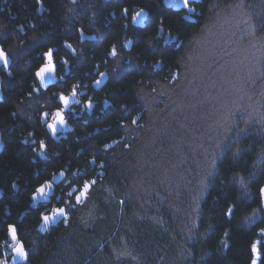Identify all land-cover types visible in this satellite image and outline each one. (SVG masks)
Instances as JSON below:
<instances>
[{"label":"flooded vegetation","instance_id":"flooded-vegetation-1","mask_svg":"<svg viewBox=\"0 0 264 264\" xmlns=\"http://www.w3.org/2000/svg\"><path fill=\"white\" fill-rule=\"evenodd\" d=\"M50 1L52 0H44L43 6L40 7L36 0H0L2 23L0 33L7 37L3 41V47L15 57L10 69L13 72L12 77L0 71V80L5 81L6 88L5 92L3 91L4 102H8V93L11 92L15 101L20 104L17 109L11 106L8 110L9 115L7 110L2 114L0 108V115L2 117L6 115L4 126L0 120L2 151L16 141L18 155L32 166L33 178L37 180L35 183L25 181V186L21 187L22 194L28 191L29 195L32 194L31 191L45 180L51 181L54 185L50 201L40 206L46 207L45 210L36 212V208L30 209L32 201L29 196L25 210L20 213L24 215L22 218L32 217L37 223H39L37 217L41 212L46 213L49 208L64 206L55 199V196H62L64 200H68L67 192L76 188L77 193L71 198L74 204L75 195L85 181L90 182L93 179L99 181L98 179H104L109 175L104 173L108 172L111 164L118 161L111 163L109 159V163H106L108 156L115 157V152L129 153L137 147V141L143 139L137 140L138 137L145 136L144 131L152 125L153 95L158 94L157 88L166 82L170 84L178 82L176 80L185 65L183 64L185 59L180 57L182 55L180 51L184 46H189L188 41L195 38L194 35H190L186 39L166 26L164 16L167 10L160 6L162 3L159 0L157 2L161 8L156 11H153L155 7L149 8L147 3L150 0H145L143 5L128 3L130 6L124 5L126 4L124 0H76V3H72V0H53L52 3L59 7L53 11L54 13L48 8ZM96 1L99 5L93 9H84V5L93 6ZM74 6L78 9H73ZM198 6L195 4L197 10ZM124 7L130 10L127 19L121 16ZM140 8L148 13L150 22L133 26L131 14H134L133 10ZM174 14L179 30L182 28L180 23L184 22L183 16L186 13ZM77 24H81V27H77ZM125 24L128 25L127 28ZM82 31L85 36L94 35L96 41L83 40L80 35ZM191 32L194 31H190L188 35ZM30 40L33 41L32 44ZM128 42L131 43L124 47ZM179 42L181 46L178 45ZM66 43L73 45L74 53L64 47ZM114 45L117 46L115 58L108 55ZM48 48L55 50L56 79L55 81L50 79L49 86L40 90L39 99L35 98L36 94L30 99V85L38 81L29 77H34L35 71L45 62L41 59V54ZM65 59L68 60L67 65L62 64ZM20 61L24 65L31 64L28 72L17 71ZM99 72L106 73L104 78L107 81H102L96 86L95 80L103 79L98 75ZM15 78L16 80H13ZM128 79V87L126 88V84L121 88L120 83ZM17 82L19 83L16 84ZM77 84L80 85L78 95L70 99V107L65 110L66 126L63 128L58 126L56 136L52 137L47 124L38 123L36 108L44 104L45 99L53 97L54 94L58 95L61 91L70 96L72 87ZM89 97L93 99L94 104L91 111L84 110V104ZM75 100H79L80 103L77 104ZM44 111L49 113L47 121L51 122V114L56 111V107L45 104ZM133 120L137 123L133 124ZM40 140H44L48 145L46 155H41L38 151ZM112 145L115 147L109 149ZM117 158L118 156L115 159ZM61 171L65 172L64 177L59 175ZM15 183L18 184V179ZM17 189L18 192H12L9 197L15 199V202L20 188ZM7 192L8 186L0 182V200ZM5 208L9 213V207ZM78 209L79 206L76 205L72 210L75 212L71 214L72 218H76ZM22 218L15 215L9 222L3 219L0 226L6 227L7 223L20 224L24 222ZM63 229H65L63 223L51 226L46 236L58 235ZM38 231L34 229L31 239L21 236L30 242L26 244L27 249L37 248L31 242L38 236ZM4 239L5 236L0 241Z\"/></svg>","mask_w":264,"mask_h":264},{"label":"trees","instance_id":"trees-1","mask_svg":"<svg viewBox=\"0 0 264 264\" xmlns=\"http://www.w3.org/2000/svg\"><path fill=\"white\" fill-rule=\"evenodd\" d=\"M237 1L202 0L199 9L207 17L215 10ZM242 1L246 7H252L260 0ZM52 2H48L51 12L59 9ZM124 2L127 6H130L128 3L143 5L145 0ZM147 4L149 8L155 7L153 11L161 8L156 7L157 0H150ZM175 16L170 11L166 12V26L183 37H190L188 33L196 26L185 24L178 30ZM127 81L129 79L120 83V87L124 88L127 84V88ZM0 108L3 114L6 110L8 112L11 105L4 102ZM262 109L260 117H264V105ZM252 117V120L248 118L244 124L232 128V134L241 130V126L251 133L259 132L261 120H257L256 115ZM156 121L158 124L154 123V128L160 127L154 130L157 134L155 141L147 143L143 150L141 146L135 158L121 161L123 164L119 165L116 162L114 172L106 176L103 187L92 192L87 207L95 211L89 214L85 208L84 215L88 212L90 217L87 224L83 226L80 219H77L75 226L60 232L58 240L50 244V247L41 246L40 253L31 257L30 264H108L113 260V246L123 248V244L132 248L135 255L134 260H126L127 264H251V244L261 225L246 227L242 220L258 204L253 203L248 207L249 201L244 197L230 220L226 212L230 205L236 203V198L242 195L238 187L230 182L232 176L238 174L247 177L253 171L256 158L264 150V135L253 134L234 144L223 163L218 164L220 174L214 182L209 181L208 187L201 194L200 183L191 178L205 177L201 176L203 167H208L204 154L212 159L217 149L213 148L212 132L207 134L201 126L194 128L197 120L192 117L185 120L187 122L184 124L180 119ZM196 138H201L202 143H194ZM192 143L198 145L188 152L186 147L190 148ZM159 144H167L169 149L165 155L155 157L148 149L157 148ZM249 145H253L252 150L241 156L233 166V153ZM31 167L27 160L18 155L15 142L2 152L0 182L8 186V192L0 200V225L3 219L9 222L25 210L29 191L22 194L21 187L25 186V181L35 183L37 180L33 178ZM263 178L264 175H261L249 185L253 195L264 185ZM16 179L20 190L15 202V199L9 197L12 194V182ZM6 206L9 207L8 215ZM83 209L79 212L82 213ZM4 228L0 226V231ZM225 232L229 235L225 236ZM2 237L4 235H0V240ZM222 241H226L228 247L225 248Z\"/></svg>","mask_w":264,"mask_h":264},{"label":"rangeland","instance_id":"rangeland-1","mask_svg":"<svg viewBox=\"0 0 264 264\" xmlns=\"http://www.w3.org/2000/svg\"><path fill=\"white\" fill-rule=\"evenodd\" d=\"M195 4L199 5V8L202 0L195 2ZM196 11L201 12L200 9H196ZM186 15L183 16V19ZM198 19L201 21L197 25V37L194 38L193 46L190 47L191 59L190 61H183L185 65L176 80L178 82L174 84L166 82L157 88L158 94L153 95V120L150 130L154 131V123L159 119H180L184 124L187 122L185 120L192 117L197 120V125L193 126L194 128L201 126L207 134L212 132L210 135L214 137L215 144L213 148H217L218 144L225 142L228 137L234 135L232 128L247 122L251 116L248 111H252V114L258 116L257 120H261L260 116L264 105V0L258 1L252 7H246L245 3L239 0L234 4L215 10L210 16L206 17L202 14ZM188 24L190 25V23ZM76 26L81 27V24ZM80 35L83 40H88V42H95L97 39L88 36L84 38L83 31L80 32ZM30 43L32 44L33 41L30 40ZM21 62L18 63L17 71L19 73L28 72L27 69L31 64L24 65ZM30 62L32 63V61ZM4 82V80L1 81L2 93L6 90ZM49 82L51 83L50 80ZM164 100H166L165 103ZM7 101L16 109L20 106L11 92L8 93ZM161 106L163 108L160 110ZM3 116L0 115V120L4 126L6 115ZM238 117L240 119L237 123ZM239 128L244 129L242 126ZM146 138L147 136L143 140ZM0 139L2 141L1 134ZM14 142L16 143V141ZM193 142L202 143V139L196 138ZM194 146L195 144L192 143V149ZM114 147L115 145H112L109 149ZM186 148L189 151V148ZM204 155L206 161L210 163L211 157L209 158L207 154ZM207 168L203 167L202 170L206 171ZM202 175L206 176V173H201ZM98 180V183L92 188H102L106 177ZM91 189L83 200V212L79 214L82 218L79 222L83 226L90 218L88 212L90 214L95 211V209L87 207L94 191ZM17 192L18 189L15 190V193ZM78 206L81 207V204ZM85 208L88 210L87 215H84ZM79 210L78 213H80ZM51 226L53 225L50 224L47 228L49 229ZM256 226L258 225L249 227ZM63 227H65V223H63ZM261 228H263L262 225L256 232L255 242L258 244L264 243V235L259 234ZM38 233V236L31 242L37 248L34 247V250L28 248L29 260L32 256H38L41 246L48 248L51 246L50 244L58 240V235L47 237V230L45 229L39 230ZM42 242L44 243L42 244ZM123 245V248L113 246L111 250L113 260L111 263L107 262L108 264H127V259L134 260L135 255L132 248L127 247L126 244Z\"/></svg>","mask_w":264,"mask_h":264},{"label":"snow or ice","instance_id":"snow-or-ice-1","mask_svg":"<svg viewBox=\"0 0 264 264\" xmlns=\"http://www.w3.org/2000/svg\"><path fill=\"white\" fill-rule=\"evenodd\" d=\"M44 0H36V3L43 6ZM72 3H76V0H72ZM183 6L187 9L188 12L195 13V0H183ZM39 10V8L37 9ZM134 14H131V24L133 26L138 24H144L146 22H150L148 20V13L145 12L143 8L138 10H133ZM130 15V10L127 7H124L121 10V16L124 19H127ZM163 23V22H161ZM128 25L125 24V28ZM22 28V26H21ZM163 29L161 28V31ZM7 39L3 33H0V71L7 74L8 77L13 76V72L10 70L13 66L15 61V57L12 53L6 50L3 47V41ZM95 39V38H93ZM128 43L124 44V47H128ZM66 49L71 50L72 53L75 52L72 44L66 43L64 45ZM54 49L48 48L47 51L41 54V59L45 62L35 71L34 77L30 76V79H34L38 81V83H33L30 85L31 91L29 92V98L32 99L34 94H36L35 98L39 99V93L42 88L47 87L49 80L55 81V72H56V65L54 64ZM109 56L115 58L117 56V46L114 45L112 47L111 52L108 54ZM63 65L68 64V60L62 61ZM99 67V66H98ZM98 75L101 78L106 76V73L99 72ZM63 79V77H61ZM82 83V82H81ZM102 83L101 79L95 80V85L99 86ZM80 85H74L72 87L70 96L65 95L63 91H61L58 95L54 94L53 97L45 99L44 104L38 105L36 108L37 112V121L40 124L46 123L47 129L50 130L51 136L55 137L57 134L58 126L63 128L66 126V113L65 110L69 109L70 107V99H74L78 95V89ZM77 104L80 103L79 100H75ZM107 104L108 102L105 101ZM51 105L56 107V111L52 113L51 122L47 121L49 113L44 111V105ZM94 108L93 99L87 98L86 103L84 104V110L91 111ZM15 115V113H13ZM239 117L237 118V123L239 122ZM254 122V121H253ZM133 124L137 123L136 120L132 121ZM257 135L261 136L264 135V117H261V125L260 131L257 133H251L247 129H241L236 132V134L228 137L225 142L218 144L217 149L213 154V158L209 163V166L206 170V177L201 182V194H203V190L208 187L209 181L214 182L215 178L220 174L218 169V164L223 163L224 159L227 157L229 151L232 150V146L241 142L242 140L248 139L250 135ZM31 136V133H29ZM36 143V142H34ZM253 145H249L244 148H238L232 156V164L235 166L236 162L243 156L246 152H250L252 150ZM35 151V149H33ZM38 151L41 155H46L48 152V145L45 143L44 140H40L38 142ZM95 161L93 160L92 163ZM264 165V150L261 151L260 155L256 158L254 163V169L251 173L248 174L247 177L243 175L234 174L231 179V183L238 187V190L242 194L236 198V203L230 205L227 208L226 215L229 220L235 215L237 211V205H239L244 197H247L249 203L248 207H251L253 203H257L258 207L252 209V213L249 216H246L242 221L243 224L246 225H255L258 222H264V186L259 187L258 193L253 195L249 191V185L254 183L258 180L259 176L264 175V168L261 166ZM103 166V165H102ZM247 167V165H245ZM259 169V171H257ZM61 177L65 176V172L61 171L59 173ZM75 175V174H73ZM98 181L96 179L89 181H85L78 191V194L75 195V203L72 202V197L74 193H77V189L73 188L71 191L67 192L68 200H64L62 196H55L56 200H59L60 203L64 206H57L51 209L50 214H45L43 212L40 213L39 220L42 221V227L47 228L50 224H55L57 221L60 223H66L68 221V217L70 214H74L72 210L75 208L76 205L82 203L84 198L89 194L90 189L96 184ZM12 189H17L19 186L17 183L13 182L11 185ZM54 185L51 181L45 180L43 183L40 184L39 187H36L34 192L31 195V201L35 202L38 199H48L49 193L53 190ZM54 194V193H53ZM198 199V198H197ZM199 202V199H198ZM123 203V201H121ZM20 225L15 223H7L6 227L3 231H0V235H4L5 239L0 241V264H27L29 259L30 253L25 246L24 240L20 235L19 232ZM195 234V233H194ZM260 235H264V228L260 229ZM229 233L225 232V236H228ZM191 239V237H189ZM223 246L226 248L228 247L226 241H222ZM251 253L253 258L251 259V264H258V260H260V252L258 250V246L254 243L251 246ZM202 264V262H201Z\"/></svg>","mask_w":264,"mask_h":264},{"label":"bare ground","instance_id":"bare-ground-1","mask_svg":"<svg viewBox=\"0 0 264 264\" xmlns=\"http://www.w3.org/2000/svg\"><path fill=\"white\" fill-rule=\"evenodd\" d=\"M162 4L164 3V1L165 0H159ZM96 5H99V2L98 1H96L95 3H94V5L93 6H87V5H84V9H86V8H90V9H93V7H95ZM157 5V4H156ZM163 6H164V4H163ZM92 7V8H91ZM157 8H160V6H156ZM81 8V7H80ZM175 8H176V5L175 6H170V7H167V6H164V9L165 10H167V11H172V12H174V13H178V12H185L186 14H187V9H185V8H183V9H181V11H176L175 10ZM223 8V7H222ZM73 9H78L77 8V6H74V8ZM156 10H159V9H156ZM200 21H201V19H198L197 21H196V23L194 24V25H192V24H190V25H192V26H196L197 27V25L200 23ZM203 21V20H202ZM185 22H186V24H188V22L187 21H184V22H181L180 23V25H185ZM177 23V22H176ZM178 24V23H177ZM189 25V24H188ZM196 30V31H195ZM171 31V30H170ZM190 31H194V32H191V34L190 35H194L195 37H197V35H196V33H197V28H195L194 30H190ZM177 34V33H176ZM86 36L84 35V38H85ZM93 37H94V35H93ZM189 37L187 36L186 37V39H188ZM172 42V40H170L169 41V43H171ZM189 46H187V47H185L184 46V49L182 48V50L180 51V54H182L180 57H182V58H184L185 60H187V61H190V59H191V57H189L190 56V54H191V46H193V41H188V43H187ZM178 45H180L181 46V42H179L178 43ZM102 81H104V82H106L107 81V79L106 78H103L102 79ZM49 86V85H48ZM47 86V87H48ZM47 87H45V88H47ZM16 94H17V92H16ZM157 100H159V97H157ZM166 102V100H164V103ZM4 103V94L3 93H1L0 94V105L1 104H3ZM163 107L161 106V108H160V110L162 109ZM249 113L248 114H251V116L250 117H252V115H254V113L252 114V111H248ZM159 113H161V112H159ZM153 118V117H152ZM252 118H256V117H252ZM252 118H250V120H252ZM153 120V119H152ZM157 123V121H155V124ZM180 123V122H179ZM158 124V123H157ZM157 126V125H156ZM181 126H182V124H181ZM180 126V127H181ZM151 127V126H150ZM150 127L146 130V131H144L145 133H146V135L145 136H147V138L145 139V140H143L144 139V137L145 136H143V137H138V139L137 140H140V139H142V140H140V141H137V143H136V145H137V147H134L129 153H124V152H121L120 154H119V152H115V157H107V161L108 162H106V163H109V159L111 160V163H113L115 160L116 161H118V164L117 165H119V164H123V162H121V161H124V160H127L128 158H132V157H136V155H137V153H138V151L141 149V146H142V150L145 148V146H146V144L147 143H153L155 140H154V138H155V136L157 135L156 134V131H152V130H150ZM158 127H160V126H157L155 129H153V130H156ZM150 136H151V138H150ZM150 138V139H149ZM2 142V141H1ZM198 144H200V143H198ZM198 144H195V146H197ZM141 145V146H140ZM183 145L184 146H186L187 144L186 143H183ZM140 146V148H138ZM3 148V147H2ZM191 148L192 147H190L189 148V151L191 150ZM169 148H168V146H167V144H159V146L157 147V148H152V147H149V151L151 152V154L153 153V154H155V157H156V155H158V156H163V155H165V153H166V151L168 150ZM199 149V148H198ZM188 151V152H189ZM199 151V150H198ZM119 154V155H118ZM202 155V154H201ZM118 156V158L117 159H115L116 157ZM34 158V157H33ZM30 160H31V158H29ZM192 161H194V160H192ZM116 163V162H115ZM114 163V164H115ZM209 163V161H206L205 160V164L207 165ZM114 164L112 165L111 164V167L108 169V172H106V173H104V175L105 174H112L113 172H114V168L113 167H115L114 166ZM116 165V166H117ZM134 166V165H133ZM105 169V168H104ZM202 173H206V171H204V170H202ZM206 177V176H205ZM205 177H200L199 179H196V178H194V177H192L191 179L192 180H196V182L197 183H201V180L203 179V178H205ZM54 180H56V179H54ZM104 181V180H103ZM263 183H264V178H263ZM13 183V182H12ZM209 185V184H208ZM264 186V185H263ZM96 188H92V190H95ZM15 190H17V189H12L11 188V191L12 192H14ZM34 190H35V188L33 189V191H31L32 193L34 192ZM30 193V192H29ZM51 193V192H50ZM31 195L32 194H30L29 196L31 197ZM52 196H50L49 195V198L48 199H38V203L36 204V205H34L33 204V202H31V206H30V209L32 208V209H35L36 208V212H40L41 210H45L46 209V207H40V206H42L41 204H45L46 202H49L50 201V198H51ZM200 199H202V198H200ZM47 204V203H46ZM84 205H83V201H82V203H81V207H83ZM81 207H79V209L81 208ZM7 209V208H6ZM51 209L52 208H49V209H47L46 210V213L45 214H50L51 213ZM78 209V210H79ZM6 214L8 215L9 213L8 212H6ZM74 214H75V212H74ZM79 214H81V213H78V214H76L75 215V217L76 218H72V215L70 214L69 215V217L70 218H68V221L66 222V224H68V227H64L65 229H69L71 226H75V224H76V221H77V219H81V217H78V215ZM262 215H264V213H262ZM22 216H24V215H20L19 217L20 218H22ZM39 218V216L37 217V220H39L38 219ZM22 220L24 221V222H21L19 225H20V229L22 230H19V232H20V234H21V236H24L25 238H27V239H31L30 237H31V235L33 234V231H34V229H38V230H41V229H45V230H48V228H44V227H42V221H40L39 220V223H37V221H34L33 220V218H31V217H29V218H26V217H23L22 218ZM244 220V219H243ZM242 220V221H243ZM25 221H29L28 223L27 222H25ZM57 222H59V221H57ZM262 225L263 226V228H264V222H258L256 225ZM51 225H53V226H57V225H59V223H57V224H51ZM246 225V224H245ZM249 226H253V225H246V227H249ZM65 229H63V230H65ZM62 230V231H63ZM23 231H25V233L23 232ZM48 232V231H47ZM24 240V243H25V246H26V244L27 243H30L28 240H25V239H23ZM254 243H256L255 241L251 244V246L254 244ZM204 244V243H203ZM257 244V246H258V250H259V252H260V260H258V263L259 264H264V243L262 242L261 244H258V243H256ZM251 255H252V253H251ZM253 257V256H252ZM29 260V259H28ZM27 264H30V260L29 261H27Z\"/></svg>","mask_w":264,"mask_h":264},{"label":"water","instance_id":"water-1","mask_svg":"<svg viewBox=\"0 0 264 264\" xmlns=\"http://www.w3.org/2000/svg\"><path fill=\"white\" fill-rule=\"evenodd\" d=\"M195 2H199V0H195ZM163 4H164V6H167V7L176 5L175 10L177 12L181 11V9L184 8L183 0H165ZM200 15H202V13L201 12H197V11H195V13L187 12V15L185 16L184 19L188 23L194 25L196 23V21L198 20V18L200 17ZM48 85H49V82H48ZM1 93H2V91H1V80H0V94ZM2 146H3V144H2L1 139H0V152L2 151ZM49 195L52 196L51 193H49ZM37 203H38V200L33 202L34 205H36ZM68 218H70V217H68ZM57 223H59V222H56L55 224H57ZM65 227H68V224L65 223Z\"/></svg>","mask_w":264,"mask_h":264}]
</instances>
